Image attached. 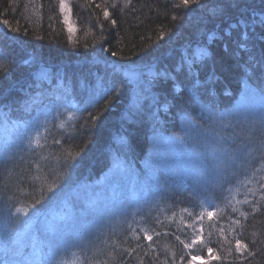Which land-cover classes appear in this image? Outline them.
<instances>
[{"label": "trees", "instance_id": "16d2710c", "mask_svg": "<svg viewBox=\"0 0 264 264\" xmlns=\"http://www.w3.org/2000/svg\"><path fill=\"white\" fill-rule=\"evenodd\" d=\"M72 15L74 40L58 0H0V122L6 114L12 116L8 122L30 120L35 111L23 112V99L53 108L79 94L71 114L59 113L44 132L36 127L38 144L16 143L0 158V215L35 204L39 210L29 213L37 217L60 203L65 192L56 193L57 183L72 189L93 182L109 166L107 153L117 150V139L140 172L145 143L159 131L182 139L187 151L182 173L194 176L204 164L226 180L219 188L206 185L213 196L210 208L218 211L204 222L197 244L193 212L211 198L197 199L189 177L163 175L155 202H144L133 216L123 213L118 223L100 225V234L87 233L89 240L74 231V217L69 218L63 231L77 234L76 246L67 243L74 252L63 260L57 247L54 256L41 249L46 256L37 264H187L197 254L209 260L215 255L203 264H264V75L244 71L251 56L264 62V25L253 24L264 18V0H199L188 6L181 0H72ZM244 23L248 51L238 47ZM85 68L100 74L101 87L80 89L78 84L90 80L80 71ZM40 69L54 78L37 83L33 73ZM139 91L143 98L134 105ZM238 98L259 112L254 116L247 108L250 115H232L236 124L229 126L219 116L236 112ZM208 173L205 183L219 179L215 171ZM51 192L56 195L49 197ZM19 214L9 227L21 222ZM4 221L0 248L14 243L12 232L4 231L8 218ZM37 233L30 232L28 244L23 238L18 243L31 249ZM207 249L214 252L210 257Z\"/></svg>", "mask_w": 264, "mask_h": 264}, {"label": "rangeland", "instance_id": "374dc122", "mask_svg": "<svg viewBox=\"0 0 264 264\" xmlns=\"http://www.w3.org/2000/svg\"><path fill=\"white\" fill-rule=\"evenodd\" d=\"M58 2L63 21L65 19V16H67L68 21L72 26V31L70 32L68 24L64 23L66 31L68 32L70 39L74 40L77 29L72 15V0H63V3L65 5L63 11L60 7L61 0H58ZM5 50L9 52L13 51L12 48L6 44ZM45 71L46 73L49 72L47 69H40L33 73L36 74L37 78L39 77L36 80L37 83H39L40 81H51L54 78L49 74H45ZM80 71L84 73L88 72L89 75L85 76V78L90 79L82 81L81 86L80 84H78L80 89H88L90 87H93V85H96L97 88L99 86H102L99 85V82H101L99 81V77L101 78L100 74L96 72L91 73L92 68H85ZM247 91L249 92L252 99H255L253 91H251L250 89H247ZM143 93L144 92L139 91L135 94V96L133 97L134 105H137L140 99L143 98ZM29 96L33 95L30 94ZM77 97H79V94L78 96L74 95L73 101L69 102L68 105L56 103L53 108L47 106L39 107V102L35 105H32V102L30 103V100L23 99V107L21 106L22 111L25 112V110H27L31 112L34 110V116L31 117L30 120L27 119L25 123L8 122L12 118V116H9L8 114L3 117L4 120L2 121V123L0 122V158H5V154H7V151L9 150L8 148L16 143L24 142L28 147H33L38 144L41 139V135H36L38 130L40 129L42 130V132H44L46 129H48L49 120L51 121L57 118L59 113L71 114L73 108L70 105H75ZM255 101H257V99ZM260 101L262 104H264V102H262V98H260ZM247 103L243 102L242 104L237 105L235 109L236 112L230 111L220 116L218 115L219 120L225 121V124L228 122L229 126H234L236 124V120L232 118V115L240 116L245 114L246 116H249L250 112H245L247 108L251 110L253 115H258V109H254L248 106ZM218 116L216 117V119L218 118ZM58 125L60 126L61 124ZM39 126L41 128H39L36 132V127ZM180 139L181 138L173 136V134H165L161 131L150 134L143 150V156L145 159L142 165L143 169L140 172H137L133 169L131 160L129 159V156H127L125 148L123 146L120 147L123 143L122 140L117 139L116 142L113 143L117 150H112L110 147V152L107 153L109 166L106 167V170L102 172V174L97 179H94L93 182H87L72 189V186L68 187V185L66 184V182L64 183V181L57 183L59 185V189H57L58 191L56 193H59L62 190H64L62 192H65L64 195H60V203L58 204V206H60V210L53 208L47 214L41 217H34L32 216V213H29V210L37 211L39 210V208L37 205L33 204V209H29L28 211L24 209L19 210L18 212L17 210L13 212L12 209H10L9 211H7L8 213L3 212L2 215H0V221L5 222L4 220L8 218V222H6L7 226L4 227V231H6L7 234L12 232L14 238V243L10 245L11 247L15 248V252L13 249H9V254L12 255L11 253L13 252L15 256H20L27 264H37L38 261L42 260L43 257L46 256L41 251V249L46 250V254L48 250V254L54 256V254L57 253V247L59 250H61V256L64 260L76 249L74 247L68 246L67 243L71 244V246H76L77 244L75 240L77 234H72L71 237H69L63 231L67 226H69V220L65 219L66 223H64V218L70 210L73 209L76 215L73 216L72 214V217L74 218L71 221L77 229H74V231L78 232L79 236L83 237V239L89 240L88 237L91 234L98 233L100 225L101 227H104L109 223H118V219H120L119 217L123 213L128 212V216H133L137 213V210H141L144 202H155L157 196L161 194V180L164 181V179H162L163 175L167 177L177 175L178 179H188L189 177L192 184L197 187L194 189V195L197 197V199L198 197L204 198L207 195L211 198L208 202H206V205L202 206L200 209L197 208L198 210L193 212L196 214L198 213L197 220H199L195 225L196 228H193L195 234L193 243H196L202 233L204 222L215 217L218 211L217 209L210 208L212 206H210L209 203L213 202V196L210 193L209 188L207 187L212 185L213 188H219L220 183L223 180H226V178H224V173H219L217 170H215V168L208 170L205 169L204 164L197 166V168L194 170L197 173H195L194 176H191V173H182L180 169L183 168V163L187 151H184L185 149H183L182 147L183 142L181 141L182 139ZM138 154L140 155L142 154V152L139 151L135 155V157L138 156ZM209 170L215 171L216 178L219 179H214L212 182L205 183L204 179H208L211 176V174L208 173ZM205 172L206 177L203 178V174ZM138 174L142 175V177H140ZM163 185L165 186V184ZM53 195H56L55 192H51L49 197H52ZM200 195L202 196L200 197ZM25 205L27 206V208L31 207L27 203H25ZM107 211L111 214V218L109 220L105 219L100 221L97 219L98 214H102L103 212L106 213ZM16 213L21 214H19V216L21 217V222L19 223L15 221V224L18 223V225L17 227H15V229H13L12 227H9L8 223L12 222V220L14 219L13 217H16ZM210 213L211 215H209ZM67 219H69L68 216ZM90 222L96 223L90 224ZM111 224H109L108 226H110ZM36 225L40 228L38 229L39 233H37L39 234L38 242H36L35 240L34 246L29 250H25L26 246L23 247L21 246V243L19 244L18 242L21 238H23V241L27 242L28 244V241L30 239V232L31 234L34 232ZM87 233H89L90 235H87ZM200 240L197 243H199ZM63 251H68L69 253L65 252V254H63ZM212 253H214L212 250L209 252V249H207L205 256L210 257ZM214 256L211 257V260L214 259ZM193 257H195V259H193ZM189 259L190 260L187 264H203L205 262L211 261L200 254L194 255ZM69 263L77 264V262H66L64 264ZM6 264L17 263L8 260Z\"/></svg>", "mask_w": 264, "mask_h": 264}, {"label": "snow or ice", "instance_id": "6c2138e0", "mask_svg": "<svg viewBox=\"0 0 264 264\" xmlns=\"http://www.w3.org/2000/svg\"><path fill=\"white\" fill-rule=\"evenodd\" d=\"M181 3L184 6H188L190 3H199V0H181ZM60 7H61V10L63 11L65 8L63 0H61ZM104 15H105V17H107L109 15V13L107 11H105ZM173 19H175V17H173ZM257 22L264 25V18H260L258 21L254 19L253 24L255 25V23H257ZM64 23L68 24L69 31L71 32L72 26L69 23L67 16H65ZM112 23L115 24L116 21L113 20ZM4 24H8V21L4 20ZM242 26L244 27L245 31L242 33L241 40L244 42L240 43L238 47L241 51H248L249 50V45L247 44V40H248L247 27H248V25L246 23H244ZM228 34L230 35V31ZM113 55H115V53H113ZM244 71H245L246 75L249 72L255 74L256 71H259L262 75H264V62L258 61L254 56H251V57H249V60L244 65ZM260 92H261L262 102H264V89H261ZM107 94H108L107 90H105L104 97H106ZM104 97H101V99H103ZM96 103H99V100H97ZM260 123H261V125H264V110H262L261 115H260ZM209 215H211V213ZM148 239H151V236H149ZM210 251H211V249H209V252ZM193 259H195V257H193Z\"/></svg>", "mask_w": 264, "mask_h": 264}, {"label": "bare ground", "instance_id": "6f19581e", "mask_svg": "<svg viewBox=\"0 0 264 264\" xmlns=\"http://www.w3.org/2000/svg\"><path fill=\"white\" fill-rule=\"evenodd\" d=\"M257 94H260V93H257ZM238 104L240 105V104H242V101L238 98Z\"/></svg>", "mask_w": 264, "mask_h": 264}]
</instances>
